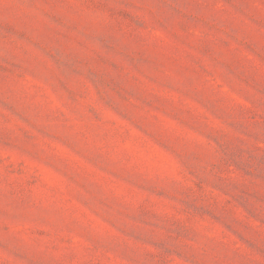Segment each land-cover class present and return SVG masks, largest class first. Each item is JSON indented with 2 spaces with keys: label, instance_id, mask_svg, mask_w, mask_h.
Here are the masks:
<instances>
[{
  "label": "rangeland",
  "instance_id": "374dc122",
  "mask_svg": "<svg viewBox=\"0 0 264 264\" xmlns=\"http://www.w3.org/2000/svg\"><path fill=\"white\" fill-rule=\"evenodd\" d=\"M0 264H264V0H0Z\"/></svg>",
  "mask_w": 264,
  "mask_h": 264
}]
</instances>
